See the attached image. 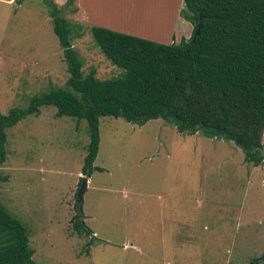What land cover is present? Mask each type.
<instances>
[{"label": "rangeland", "instance_id": "rangeland-1", "mask_svg": "<svg viewBox=\"0 0 264 264\" xmlns=\"http://www.w3.org/2000/svg\"><path fill=\"white\" fill-rule=\"evenodd\" d=\"M96 1L99 17L112 21L107 12L122 14L117 24L128 25L123 21L141 11L138 21L149 26L157 3L162 13L184 21L182 0H136L135 11L129 0ZM56 6L69 24L82 74L93 69L98 79L118 75L89 31L101 22L75 20L73 1ZM67 78L41 0H0V113L56 87L69 89ZM54 112L51 105L40 106L5 129L0 165V175L7 176L0 182V204L24 226L34 264H121L113 249L118 247H93L92 235L138 244L145 253L136 256L142 264L149 257L156 264H264V168L246 162L231 141L182 134L161 118L136 125L98 117L92 165L100 169L86 177L78 214L90 234L81 224L75 229L86 122ZM261 144L264 150V126Z\"/></svg>", "mask_w": 264, "mask_h": 264}, {"label": "trees", "instance_id": "trees-1", "mask_svg": "<svg viewBox=\"0 0 264 264\" xmlns=\"http://www.w3.org/2000/svg\"><path fill=\"white\" fill-rule=\"evenodd\" d=\"M41 2L62 47L69 89L56 87L32 96L24 107L0 113V165L6 154L5 129L37 114L40 106L51 105L56 117L86 122L88 142L81 166L86 177L100 169L92 163L99 142L98 117L104 115L136 125L161 118L182 134L200 132L231 141L246 162L264 168V0H182L179 15L192 29L187 39L176 43L92 25L89 31L100 52L120 70L106 79L96 78L93 69L82 74L69 43V24L53 0ZM6 180L0 175V182ZM72 224L75 229L83 225L74 217ZM32 252L24 226L0 204V264H34Z\"/></svg>", "mask_w": 264, "mask_h": 264}, {"label": "crops", "instance_id": "crops-1", "mask_svg": "<svg viewBox=\"0 0 264 264\" xmlns=\"http://www.w3.org/2000/svg\"><path fill=\"white\" fill-rule=\"evenodd\" d=\"M7 1H11V0H7ZM160 5L161 4H168V3H164L163 0H158ZM53 2L55 4H64L66 3V0H53ZM102 2V0H101ZM74 3V19L75 20H79V21H83L84 24H86V21H95V22H101L100 24H94V26H100L103 27V24H107V25H112V26H116L118 28H122L125 30H129L132 33L135 32L136 36L138 37H142L145 39H149L155 42H160V43H170V42H178L180 38H188L190 33H191V29L192 26L189 22L182 21L180 19H178V17H176L175 19H173V15L172 17H168L166 15L167 11H164L166 13H162L163 9L162 6H160L158 8V3L156 5V7L151 11V15L154 18V20L152 21V24L149 23L146 25H142L140 24V22L138 21V16L141 13V11L137 12V17L136 18H131V19H127L125 22L128 25H124V24H117V20H121L122 18V14L120 13L119 15L115 14V11H109L107 12L108 18H110L112 21L108 20L107 18H101L98 16L99 12L98 9L101 7V3L97 4L96 0H73ZM103 4V3H102ZM129 4H131V10L135 11L136 9V4L137 1L136 0H129ZM173 4V2H172ZM103 8V7H102ZM116 9V8H115ZM174 10V9H173ZM173 10H170L169 12H171L173 14ZM162 13V14H161ZM160 14V15H159ZM83 19V20H82ZM156 22V23H155ZM103 23V24H102ZM106 28L109 29H115L111 26H104ZM167 28V30H165ZM165 30V32H163ZM161 32H163L161 34ZM160 33V34H157ZM149 35V36H148ZM155 36V37H153ZM89 179V178H88ZM94 236V235H93ZM95 237V236H94ZM96 238V237H95ZM100 241V242H97ZM93 243V244H92ZM99 243L104 244H108V246H117L118 248L114 250L117 251L116 256H118L120 258L121 264H142V262H138L137 261V255L138 256H145V253L142 251V249L140 248V246L138 244H132L129 240H120L119 242H113V241H109L106 239H99L96 240L94 239L91 244L93 247L98 246ZM89 249H87L88 252ZM130 252L131 255H128ZM136 254V255H135ZM147 264H156L153 262V260L148 259Z\"/></svg>", "mask_w": 264, "mask_h": 264}, {"label": "water", "instance_id": "water-1", "mask_svg": "<svg viewBox=\"0 0 264 264\" xmlns=\"http://www.w3.org/2000/svg\"><path fill=\"white\" fill-rule=\"evenodd\" d=\"M198 27H199V22L197 21L196 22V29L193 33V37L198 33ZM86 183V176L85 175H81L80 177V181H79V187L77 188V191H76V202H75V209L77 211V217L79 219L82 218L81 215H78L80 213V203H81V193L85 187V184ZM262 260L264 259V255H261L260 257Z\"/></svg>", "mask_w": 264, "mask_h": 264}]
</instances>
